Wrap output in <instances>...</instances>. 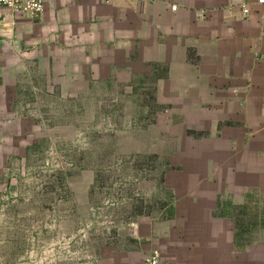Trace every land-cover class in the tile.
I'll return each instance as SVG.
<instances>
[{"label": "crops", "instance_id": "1", "mask_svg": "<svg viewBox=\"0 0 264 264\" xmlns=\"http://www.w3.org/2000/svg\"><path fill=\"white\" fill-rule=\"evenodd\" d=\"M123 85L127 101L155 104L163 134L174 128L164 146L175 169L155 213L95 264H145L154 251L162 264H264L258 0H45L38 15L0 7L2 200L9 164L37 149L39 120L65 107L55 103L66 86L83 100L89 87Z\"/></svg>", "mask_w": 264, "mask_h": 264}, {"label": "rangeland", "instance_id": "2", "mask_svg": "<svg viewBox=\"0 0 264 264\" xmlns=\"http://www.w3.org/2000/svg\"><path fill=\"white\" fill-rule=\"evenodd\" d=\"M131 89L89 87L80 100L66 86L55 103L65 107L39 120L37 149L9 164L13 196L0 197V264H95L133 220L155 213L175 169L164 146L174 128L163 134L158 108L127 101Z\"/></svg>", "mask_w": 264, "mask_h": 264}, {"label": "built area", "instance_id": "3", "mask_svg": "<svg viewBox=\"0 0 264 264\" xmlns=\"http://www.w3.org/2000/svg\"><path fill=\"white\" fill-rule=\"evenodd\" d=\"M258 4L264 6V0H258ZM0 7L11 9L18 14L38 15L44 12L45 0H0ZM243 15L249 14L247 4L242 5ZM145 264H162L161 256L158 251H154L145 259Z\"/></svg>", "mask_w": 264, "mask_h": 264}]
</instances>
